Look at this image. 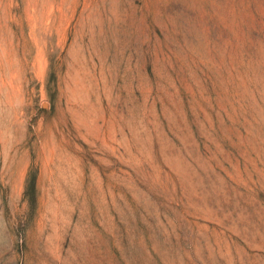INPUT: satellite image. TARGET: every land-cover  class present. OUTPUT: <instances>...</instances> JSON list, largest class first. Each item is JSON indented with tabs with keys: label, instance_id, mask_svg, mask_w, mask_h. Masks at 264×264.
Segmentation results:
<instances>
[{
	"label": "rangeland",
	"instance_id": "rangeland-1",
	"mask_svg": "<svg viewBox=\"0 0 264 264\" xmlns=\"http://www.w3.org/2000/svg\"><path fill=\"white\" fill-rule=\"evenodd\" d=\"M0 264H264V0H0Z\"/></svg>",
	"mask_w": 264,
	"mask_h": 264
}]
</instances>
